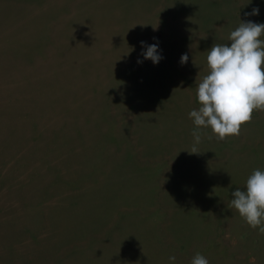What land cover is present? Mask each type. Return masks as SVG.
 <instances>
[{
    "label": "rangeland",
    "instance_id": "374dc122",
    "mask_svg": "<svg viewBox=\"0 0 264 264\" xmlns=\"http://www.w3.org/2000/svg\"><path fill=\"white\" fill-rule=\"evenodd\" d=\"M240 19L264 0H0V264H264L227 207L264 170V110L191 154L207 50Z\"/></svg>",
    "mask_w": 264,
    "mask_h": 264
},
{
    "label": "clouds",
    "instance_id": "9594fccd",
    "mask_svg": "<svg viewBox=\"0 0 264 264\" xmlns=\"http://www.w3.org/2000/svg\"><path fill=\"white\" fill-rule=\"evenodd\" d=\"M259 8H253L245 16H258ZM264 23L251 19L241 20L230 32L227 44H213L207 50V74L197 85V109L188 116L193 127L191 154H197L202 141V131L211 130L209 140L223 141L238 136L241 126L252 119L254 110H264ZM143 60L154 65L162 59L159 43L141 41ZM143 60L138 59L137 63ZM189 56L182 54L180 63H187ZM194 64V62H193ZM253 229L264 233V170L259 168L247 177L245 187L235 188L227 204ZM176 256L168 257L175 264ZM191 264H209L202 253L197 252Z\"/></svg>",
    "mask_w": 264,
    "mask_h": 264
},
{
    "label": "crops",
    "instance_id": "0c3cea01",
    "mask_svg": "<svg viewBox=\"0 0 264 264\" xmlns=\"http://www.w3.org/2000/svg\"><path fill=\"white\" fill-rule=\"evenodd\" d=\"M235 240H236V238L234 236L233 237H230L229 235L226 236V238H225V251H228L230 249V247L236 243ZM240 242L242 243V241H240ZM234 250H238V252L234 253L235 255H241L239 248L233 249L230 251L233 252Z\"/></svg>",
    "mask_w": 264,
    "mask_h": 264
}]
</instances>
